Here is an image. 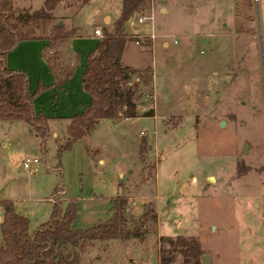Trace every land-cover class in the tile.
I'll list each match as a JSON object with an SVG mask.
<instances>
[{
  "label": "rangeland",
  "instance_id": "374dc122",
  "mask_svg": "<svg viewBox=\"0 0 264 264\" xmlns=\"http://www.w3.org/2000/svg\"><path fill=\"white\" fill-rule=\"evenodd\" d=\"M243 1L251 4L243 37L217 21L225 0H155L142 21L135 14L126 22V33L139 43L129 42L122 59L136 67L151 64L155 117L122 119L115 127L101 124L88 140L61 153L66 120L50 119L44 141L23 120H0V200H12L30 230L49 218V197L60 185V198L132 196L128 220L139 217L144 204L154 209L156 222L142 239L94 241L84 254L91 264H114L125 242L132 253L123 255V262L143 257L157 264L161 235L195 236L212 264H264V0ZM15 2L34 10L31 6L40 7L42 0ZM121 3L63 0L53 11L55 23L76 28L73 36L90 33L95 24L105 27V17L109 23L117 20ZM146 40L150 46L143 45ZM66 44L59 52L69 64ZM36 60L30 55L20 62L23 68H15L27 74L36 112L50 117L84 111L90 96L82 71L56 86ZM142 141L151 145L144 159L138 156ZM99 156L105 164L97 162ZM26 158L38 162L25 169ZM66 205L61 199L63 210ZM97 208L106 204L98 202ZM2 217L0 205V224ZM180 259L178 254L176 263Z\"/></svg>",
  "mask_w": 264,
  "mask_h": 264
},
{
  "label": "trees",
  "instance_id": "16d2710c",
  "mask_svg": "<svg viewBox=\"0 0 264 264\" xmlns=\"http://www.w3.org/2000/svg\"><path fill=\"white\" fill-rule=\"evenodd\" d=\"M63 0H43L40 7L30 10L18 7L15 0H0V120H23L30 124L42 141L49 134V117L36 112L33 94L28 90L27 74L20 69L7 67V53L20 41L43 39L41 57L45 60L56 86L74 73L77 60L72 64L60 58L59 47L70 41L76 28H65L55 23L54 9ZM90 0H81L83 4ZM117 20L102 29L103 36L95 49L86 57L82 73V86L89 93L87 108L68 117L65 136L58 143V152L90 133L102 119L116 120L136 116L154 115L153 69L149 62L133 67L123 62L129 42L137 36L125 31L126 22L135 14L147 16L155 0H121ZM251 6L243 1L245 9ZM146 40L143 45L150 46ZM40 86V85H39ZM148 104L141 112L138 106ZM148 143L142 141L139 156L144 159ZM144 179L143 176H141ZM62 186L51 195L49 218L33 231L29 220L15 211L12 200H0L3 217L0 224V264H81L84 254L94 241L112 239H142L151 223L156 222L154 209L145 206L135 219H127L126 196L112 199V216L85 229H74L77 203L70 200L61 208ZM129 222V223H128ZM159 264H202L204 254L195 236H160ZM181 259L176 263L177 255Z\"/></svg>",
  "mask_w": 264,
  "mask_h": 264
},
{
  "label": "crops",
  "instance_id": "0c3cea01",
  "mask_svg": "<svg viewBox=\"0 0 264 264\" xmlns=\"http://www.w3.org/2000/svg\"><path fill=\"white\" fill-rule=\"evenodd\" d=\"M236 1H238V3H236ZM258 1L259 0L255 1V3H257ZM42 3H43V0H42ZM42 3H41V5H42ZM60 4L54 9V11L58 10V8L60 7ZM29 5H31V4H29ZM227 7H228V10L226 11ZM230 8H231V13L229 12ZM31 9H36V8H34L32 5ZM219 10H221V11H220V13H218L217 21H219V22L224 21L223 26L226 28H224L223 30H225L226 32L230 31V32H232V34L234 33L236 35H240L241 37H243L246 33V28H245L246 27V19L244 17L243 0H225V2H223V6L219 5ZM261 14H262L261 20H262V24H263L261 36L264 38V4H263L262 9H261ZM105 18H108V23H109L110 18L109 17H105ZM104 23H105V27L109 28L113 22H111L109 24L106 22H104ZM95 26H100L102 29V26L99 24H95L94 27ZM99 40H100V37L96 36L93 33V30L90 33L86 32V31H81L80 33L72 36L70 41L66 44L67 45L66 50H68V54H69V56L67 58V63H69V64L73 63L72 62L73 60L71 59L72 57L75 60L80 61L79 64L76 66V69H75V72L73 73L74 74L73 76L79 77L80 72L82 71V73H83L84 69L82 70V64L84 61L85 54L88 52L89 49H95L96 44ZM45 43H46V41L43 39H29V40L20 41L12 50H10L7 53L6 60H5L7 67L13 68V69L23 68L24 66H21L20 62L23 63L22 60L28 59L29 56L31 55L34 59H35V56L37 57V60H36L37 67L40 68L41 71L48 72L49 68H48L45 60L41 57V48ZM94 44H95V46H94ZM163 44L165 46L168 45L167 42H163ZM33 51L35 52V55H34V53H32ZM124 64H127V63L124 62ZM24 65H26V64H24ZM130 66H132V65H130ZM25 67L28 68V66H25ZM133 67H136V66H133ZM81 81H82V76H81ZM85 103H87V105H88L89 101H86ZM82 105H80V107ZM144 109H145V107L143 105L138 106L139 112L143 111ZM77 113H80V112H77ZM77 113H75V114H77ZM68 117H70V116H59V115L50 116L49 120L52 118H56L59 120H66V123H67ZM150 117H155V109H154V115L150 116ZM122 119H129V118L122 117V118H119L116 120L102 119L97 123L96 127L90 133H88L83 138L79 139L78 141H82V140H86V139L88 140L92 136V133L101 124H106L109 127H115L117 121H120ZM104 120H108V121H104ZM53 134H54V136L55 135L57 136L56 131H54ZM148 149H151V145L149 143H148ZM139 150H140V144H139ZM139 150H138V156H139ZM145 157H146V155H145ZM139 158H140V156H139ZM97 162L105 164L106 160L103 157L99 156L97 158ZM140 176H142V175L140 174ZM184 182H186V180ZM184 182L181 184V186L184 185ZM116 194H113L112 196H108L109 198L107 197V199L104 198L102 195L97 196L94 194L92 196H86V197H81V198L76 197V198H71V199H67L63 196L60 198V200L61 199L67 200V203L70 200L76 201L78 211H77V216L72 223V227L74 229H85V228H87V227H89V226H91L97 222L104 221V219H106V217L109 218L112 216V199L117 197V196H126V195H119L118 193H116ZM126 197H127L128 201L132 200L131 199L132 196H126ZM49 200L52 203L51 196L49 197ZM98 202H102V203L106 204V209L104 208V210H101V209L99 210L97 208ZM108 207H109L110 213L106 214V210L108 209ZM143 209H144V206H143ZM126 210H129V207H127ZM49 216H50V214H49ZM38 225L39 224H37L36 227ZM34 229H32V230L29 229V230L33 231ZM126 246H128V247H126ZM119 250H121L123 252H121L122 254L120 253L121 254V255H119L120 258L116 262L115 261L113 262L114 264H132V263H134V264H148L147 260H145L143 257H138V258L133 257L131 261L126 260L125 262H123L121 260V257L123 255L132 253L131 252V245L127 242L123 243ZM83 262L85 264L86 263L89 264L90 260L85 259ZM157 264H159V249L157 251Z\"/></svg>",
  "mask_w": 264,
  "mask_h": 264
},
{
  "label": "built area",
  "instance_id": "2783aa9c",
  "mask_svg": "<svg viewBox=\"0 0 264 264\" xmlns=\"http://www.w3.org/2000/svg\"><path fill=\"white\" fill-rule=\"evenodd\" d=\"M255 1H257V0H255ZM143 18H145V16L139 17V21H142ZM93 33H94L96 36L100 37V38L103 36V32H102V29H101L100 26H95V27L93 28ZM136 42H137V41H136ZM137 43H138V42H137ZM141 133H142V132H141ZM32 162L37 163V162H38V159H37V158H33V159L31 160V159H29V158H26L25 160H23V167H24L25 169H28V168L30 167V164H31Z\"/></svg>",
  "mask_w": 264,
  "mask_h": 264
},
{
  "label": "water",
  "instance_id": "95a60500",
  "mask_svg": "<svg viewBox=\"0 0 264 264\" xmlns=\"http://www.w3.org/2000/svg\"><path fill=\"white\" fill-rule=\"evenodd\" d=\"M249 147V143L246 142L243 148V152H247V148ZM181 227L189 228L187 227L183 222L180 224ZM201 261L202 264H212V255L210 253H204L201 255Z\"/></svg>",
  "mask_w": 264,
  "mask_h": 264
}]
</instances>
